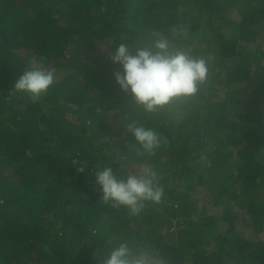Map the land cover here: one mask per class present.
<instances>
[{"label": "trees", "instance_id": "16d2710c", "mask_svg": "<svg viewBox=\"0 0 264 264\" xmlns=\"http://www.w3.org/2000/svg\"><path fill=\"white\" fill-rule=\"evenodd\" d=\"M155 33L209 75L147 115L105 47ZM37 64L56 78L33 102L12 86ZM133 119L165 138L155 155L139 154ZM144 163L159 205L99 203L96 170ZM120 242L148 264H264V0H0V264H103Z\"/></svg>", "mask_w": 264, "mask_h": 264}, {"label": "clouds", "instance_id": "9594fccd", "mask_svg": "<svg viewBox=\"0 0 264 264\" xmlns=\"http://www.w3.org/2000/svg\"><path fill=\"white\" fill-rule=\"evenodd\" d=\"M112 64L118 71L112 73L118 88L129 97V102L147 115L170 108L179 98L198 94L209 75V62L173 46L159 33L148 47L132 48L126 42L109 43ZM56 70L42 64L23 71L12 90L26 94L33 102L46 95L54 85ZM127 132L139 146V154L151 157L165 143V138L154 128L130 120ZM85 173L83 166L77 168ZM100 191L99 203L112 209H125L138 217L147 204L159 205L165 195L157 172L144 163L130 174L118 173L113 167L99 168L92 175ZM104 257L103 264H148L141 255L133 254L127 242H120Z\"/></svg>", "mask_w": 264, "mask_h": 264}, {"label": "rangeland", "instance_id": "374dc122", "mask_svg": "<svg viewBox=\"0 0 264 264\" xmlns=\"http://www.w3.org/2000/svg\"><path fill=\"white\" fill-rule=\"evenodd\" d=\"M187 20H191L190 17H188ZM205 35L208 36L207 34H205ZM204 38H205V36H204ZM206 38H207V37H206ZM207 209H208V208H207Z\"/></svg>", "mask_w": 264, "mask_h": 264}]
</instances>
